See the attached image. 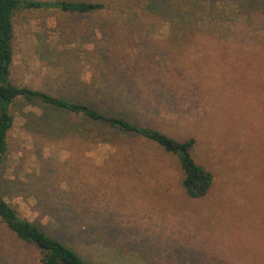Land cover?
<instances>
[{
    "label": "rangeland",
    "instance_id": "rangeland-1",
    "mask_svg": "<svg viewBox=\"0 0 264 264\" xmlns=\"http://www.w3.org/2000/svg\"><path fill=\"white\" fill-rule=\"evenodd\" d=\"M100 16L18 12L11 81L193 137L211 189L187 197L176 157L153 142L96 126L85 140L78 118L18 101L5 200L46 233L65 219L67 244L91 264H264V0H217L195 39H172L169 17L101 31ZM110 88L120 97L105 100ZM89 212L113 238L95 239L92 223L74 235ZM0 264H39L1 222Z\"/></svg>",
    "mask_w": 264,
    "mask_h": 264
},
{
    "label": "trees",
    "instance_id": "trees-1",
    "mask_svg": "<svg viewBox=\"0 0 264 264\" xmlns=\"http://www.w3.org/2000/svg\"><path fill=\"white\" fill-rule=\"evenodd\" d=\"M239 3L243 5L241 1ZM216 5L217 0H55L53 2L43 0H0V222L19 241L34 248L39 264L91 263L67 244L65 237L68 236V232H66L65 219L58 218V216L52 219V222L59 227L58 233L60 236L46 233L36 223L20 217L17 210L5 200L2 194V170L8 151V133L14 124V115L11 108L18 101L30 104L39 103L45 108L60 111L71 118H78L85 132H75L80 133V136L85 140L86 137H92V131L96 126L102 131L136 135L153 142L165 153L176 157L182 173L180 184L187 197L201 198L205 196L212 187L213 173L196 162L194 154L196 140L193 137L183 140L177 139L156 127L137 123L114 108H100L88 98V94L87 97L51 94L28 85L13 83L10 78V68L13 62L14 16L20 11L32 14L34 11L43 9H53L66 14L84 16L105 14V18L103 16L99 17L101 31L108 29V27L122 25L144 26L152 17L159 19L169 17L170 20H166L171 24V28L174 27L173 31L178 33L172 39L182 40L189 37L195 39L200 34L202 36L207 34L198 24V20L204 19V14L211 13L212 7L215 8ZM207 7L210 10L205 12ZM102 94L105 100L120 97L117 96L119 93L114 92L112 88L107 92L103 90ZM61 212H63L62 209ZM59 213L60 211L58 215ZM87 216L90 217V220H88L91 222L84 224L77 222L74 224V227L79 229L74 235L79 236L80 233L88 232V226L92 223L91 227L93 226L97 233L95 239L101 240L103 238L107 242L110 239L108 237H114L111 232L113 228H111L108 219L97 225L93 222L94 218L90 212ZM64 218L66 217L64 216ZM73 218L76 217L73 216ZM76 219L80 221L78 219L81 218L77 216ZM98 226L101 228L100 233H98ZM116 238L121 239L120 237Z\"/></svg>",
    "mask_w": 264,
    "mask_h": 264
}]
</instances>
